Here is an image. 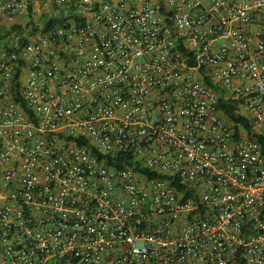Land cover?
Returning a JSON list of instances; mask_svg holds the SVG:
<instances>
[{
	"label": "built area",
	"instance_id": "built-area-1",
	"mask_svg": "<svg viewBox=\"0 0 264 264\" xmlns=\"http://www.w3.org/2000/svg\"><path fill=\"white\" fill-rule=\"evenodd\" d=\"M0 264H264V0H0Z\"/></svg>",
	"mask_w": 264,
	"mask_h": 264
},
{
	"label": "trees",
	"instance_id": "trees-1",
	"mask_svg": "<svg viewBox=\"0 0 264 264\" xmlns=\"http://www.w3.org/2000/svg\"><path fill=\"white\" fill-rule=\"evenodd\" d=\"M63 19L57 16H50L48 18H46V24L50 25V24H55L58 23L60 21H62ZM16 28H20V26L17 27H13L8 33L11 34L12 31H15ZM36 30H34L32 33H35ZM23 37V41H26V38L22 35ZM190 63H192V61L190 60ZM205 81L209 84V85H213V83L211 82V79L209 78V76H205ZM219 106L220 108L226 113V115L231 118L232 120H234L235 122H244L243 117H241L240 115H238L235 111V104L233 103L232 100H230L228 97H226L225 93L220 91V96H219ZM109 162L110 163H115L118 167H121L125 164H132L136 166V169L139 170L140 172H145L147 173L149 176H157L158 174L155 172H150L149 170L142 168L138 162H134L133 159L127 155V154H123L120 153L119 156L117 157V159H115V161L112 158H109Z\"/></svg>",
	"mask_w": 264,
	"mask_h": 264
},
{
	"label": "crops",
	"instance_id": "crops-1",
	"mask_svg": "<svg viewBox=\"0 0 264 264\" xmlns=\"http://www.w3.org/2000/svg\"><path fill=\"white\" fill-rule=\"evenodd\" d=\"M39 17H40L39 15H36L34 19L38 20ZM27 21H28L27 18H20V19H18V20L15 22V24H13V25H7L5 28H9V29L11 28V29H12V27L20 26V28H16L15 31H12V32H11V33L13 34V37H15V33H16L17 35H20V34H19L20 30H21V31H24V28H25V26H26ZM3 29H4V28H2V30H3ZM17 29L19 30L18 33H17ZM12 40H14V38H13Z\"/></svg>",
	"mask_w": 264,
	"mask_h": 264
},
{
	"label": "rangeland",
	"instance_id": "rangeland-1",
	"mask_svg": "<svg viewBox=\"0 0 264 264\" xmlns=\"http://www.w3.org/2000/svg\"><path fill=\"white\" fill-rule=\"evenodd\" d=\"M39 21H43L44 20V16H40L39 17V19H38ZM17 34H15V36H16ZM1 37H3L4 38V40L2 41V42H5V40H11V38H13V34L11 33V34H1Z\"/></svg>",
	"mask_w": 264,
	"mask_h": 264
}]
</instances>
